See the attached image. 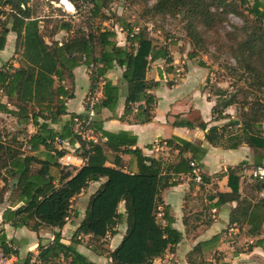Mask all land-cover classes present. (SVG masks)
I'll list each match as a JSON object with an SVG mask.
<instances>
[{
    "label": "trees",
    "instance_id": "1",
    "mask_svg": "<svg viewBox=\"0 0 264 264\" xmlns=\"http://www.w3.org/2000/svg\"><path fill=\"white\" fill-rule=\"evenodd\" d=\"M28 2H0V50H3L7 31H11L15 36L13 53L18 51L19 54L16 67L8 61L0 65V112L12 116L16 124L23 128L20 130L22 143L18 145L12 144L6 133L0 134V201L9 191L8 198L15 204L2 210L1 223L13 228L26 227L34 232L41 228L58 230L52 232L51 241L37 243V256L45 263H54L61 257L69 264H102L86 259L76 250L80 239L86 236V248L94 255L104 256L107 264H151L165 250H173L180 238V232L171 226L167 205L160 197V191L174 185L175 181L164 172L161 159L144 156L136 146L130 148L135 145V137L125 131H105L92 121L91 128L104 140L89 142L86 148V143L73 132V118L81 120L86 115L70 113L63 117L67 113L66 99L73 96L71 86L66 87L64 80L71 85L72 69L84 65L88 70L89 91L97 89L100 92L93 111L100 108L113 111L119 86L107 79L105 73L114 67L121 68L120 79L125 84L121 117L130 115L133 105L137 103L132 119L147 122L152 117L151 111L155 105V96L151 91L159 85L161 76L158 74L155 80L147 78L146 71L148 64L157 59L170 63L167 48L154 45L143 32H133L130 26L123 23L121 30H125L124 39L128 46L115 43L112 39L114 31L94 28L92 19L100 15L104 0H90L91 7L83 27L71 30L68 22L62 19L56 21L53 31L63 30L68 34L60 42L54 39L46 42L39 28L42 19L35 15ZM5 6L8 7L6 12ZM150 9L158 14L181 13L204 25L211 24L218 15L209 10L205 0H155ZM229 9L242 20L243 37L230 48L234 65H225V69L230 76L244 78L247 85L236 87L232 93L219 89L223 99L220 100V108L216 102L212 104L211 120L225 122L207 127L204 122L198 121L195 126L203 131V139L212 146L234 149L243 144L254 150H264L261 130L264 122V3L253 0L248 5L247 0H240L238 5L230 2ZM1 16L7 18L10 27L3 24ZM188 27L186 36L192 50L187 56L193 58L198 49L205 51L206 45L191 23ZM198 66L205 67L201 60H198ZM166 85L170 86L171 83ZM230 105L235 106V117L224 113V109ZM27 124L35 128L33 133H26L24 128ZM55 125L57 128H54ZM185 126L194 125L186 122ZM54 137L65 141L68 150L86 156L84 164L79 168L60 166L57 157L64 150L53 147ZM164 142L171 149H176L177 155L190 153L189 158L180 156L176 163L166 166L165 170L170 168L173 173L191 174L189 161L200 160L204 149L175 136ZM24 144L29 153L24 154ZM40 147L46 151L42 158L35 153ZM104 150L116 154L113 166L104 164ZM120 153L130 154L134 158L135 172L122 170ZM260 157L263 156H257L250 165L241 162L226 168V183L230 191L217 193V203L239 197L241 167L248 169L262 164ZM34 164L36 167H32ZM52 169L56 170L55 175L51 174ZM100 178L104 180L88 196L69 242H62L59 230L66 223L72 200L89 182ZM247 178V191L254 200L241 201L238 213L229 217V223H243L247 226V234L258 236L262 234L264 198L257 196V193L264 190V181ZM205 181L207 178L201 175V183ZM119 205L122 211H119ZM120 223L125 225L120 240L112 249L105 247V238L115 234L116 226ZM217 241L218 236L214 235L197 242L186 253V262L205 264L202 254L213 249ZM0 246L4 252L17 254L6 246L1 236ZM220 264L226 263L223 261Z\"/></svg>",
    "mask_w": 264,
    "mask_h": 264
},
{
    "label": "crops",
    "instance_id": "2",
    "mask_svg": "<svg viewBox=\"0 0 264 264\" xmlns=\"http://www.w3.org/2000/svg\"><path fill=\"white\" fill-rule=\"evenodd\" d=\"M4 50V47L3 50H0V55H2L0 56V65L6 61L3 58ZM153 63L157 66L154 69V74L149 75L147 71L146 77L155 80L158 79V74H160L161 79L159 85L151 91L155 96V105L151 111L152 117L149 121L136 122L132 119L137 103L133 105V111L130 115L121 117L123 114L125 84L120 79L122 69L119 67H114L105 73L107 79L119 86V96L114 110L109 111L106 108H100L98 111H94L92 117V121L98 123L102 130L109 132L125 131L133 135L135 137V145L130 146V148L136 146L144 156L161 159L164 172L171 176V180L175 181L174 185L167 186L160 191V197L163 204L167 205L168 213L172 219L171 226L180 232V238L174 245L173 250H165L163 255L154 258L151 264H188L185 260V255L192 246L214 235L218 236L216 246L202 254L205 264H220L223 261L226 264H264V221L261 225L262 234L258 236L247 234V226L243 223L236 225L229 223V217L232 214L238 213L241 201L246 199L253 202L254 200L247 191L249 179L245 177L247 176L245 167H241L242 169L239 173V197L234 200L224 199L223 202H216L217 193L224 194L230 191L226 183V168L241 162L250 165L255 161L256 157L254 154L259 149L254 150L243 144L234 149H224L208 144L203 139V131L195 126L198 121L204 122L207 127L218 124V121L211 120L210 108L213 104L212 100L207 98L208 94L201 92L199 89V85L204 80L205 73L203 68L191 66V69L184 73V76L178 82L167 86L163 83L167 72L162 70L161 67L162 63L165 65L167 63L162 59H157L149 64ZM71 74V85L66 80L65 86H71L73 96L66 99L65 106L67 113L63 117H67L70 113L86 115L84 99L90 92L88 70L84 65H79L72 69ZM77 74L80 77L84 76L87 83L81 93L78 94L75 102L77 94L75 79ZM173 81H176V79ZM101 83H98V89ZM99 97L100 92L97 90V99ZM2 115H7L15 121L12 116L0 112V116ZM186 122H190L194 126L187 127L185 126ZM25 128L27 134H31L35 130L31 124L25 125ZM54 128H57V126L55 125ZM90 129L97 141L99 139L101 141L104 140L103 138H99V133H96L91 126ZM172 136L194 143L204 149L200 160L194 162L200 174L204 175L207 181L195 184L192 182L190 173H173L170 168L165 170L166 166L176 163L180 156L185 158L190 157L189 152L177 155L176 149H171L165 144L164 141ZM22 149L24 150V154L29 153L26 144L23 145ZM45 152L40 147L35 153L42 158ZM103 154L106 159L104 164L113 166V159L116 154L109 150H104ZM118 155L121 160L122 170L135 172L136 164L134 158L130 154L120 153ZM260 161L264 164V156L260 157ZM51 174L55 175L56 170L52 169ZM103 180L104 178H100L98 181L89 182L87 187L78 196L84 194L87 201L88 196L94 192ZM1 185L2 182L0 180ZM257 196L264 198V190L258 192ZM7 198L5 194L0 201V215L4 208L15 205ZM119 211H122V209ZM78 221L69 225L70 230L76 227ZM67 226V223H65L59 230L61 241L64 243L67 241L62 236H64L65 232H71L67 231ZM119 227H116L115 234L107 236L109 243L112 239H115L114 244L109 247L110 249L118 243L124 232V223H120ZM44 229L46 230L42 228L38 232H34L26 227H17L10 231H5L9 236L13 230H18L21 238L29 239L27 241L29 243L22 250L16 242L12 241L10 236H4V242L10 244L14 251L17 252L16 264H21L24 261L28 248L34 250L38 242L44 243L52 232L58 231L55 228ZM256 240L260 244L256 243ZM76 250L84 256L91 254L86 248L83 251L82 248L78 249L77 246ZM92 255L96 258L95 262H100L99 260L102 256H97L93 253Z\"/></svg>",
    "mask_w": 264,
    "mask_h": 264
},
{
    "label": "rangeland",
    "instance_id": "3",
    "mask_svg": "<svg viewBox=\"0 0 264 264\" xmlns=\"http://www.w3.org/2000/svg\"><path fill=\"white\" fill-rule=\"evenodd\" d=\"M1 1L2 0H0V2ZM69 1L73 3L75 7L73 14L57 6V1L29 0L28 5L31 6L35 15L39 19H42L39 28L46 42H50L52 39L60 42L66 38L68 33L65 31H53L56 21L60 19L68 22L71 30L78 26H84L85 17L88 16V10L91 7L90 0H84V2L81 0ZM104 1L105 5L100 8V15L92 19L93 27L106 28L114 31L115 35L112 39L115 43L128 46L124 39L125 30H121V25L123 23L124 25L130 26L133 32H143L146 37L152 40L154 45L166 47L169 53L170 63L167 65L161 64L162 70L167 72L163 83L174 84L178 82V80L184 76V73L191 69V66H198V60H201L205 65V67H201L205 74L204 80L199 85V89L201 92L208 94L207 98L212 100V103L216 102L218 108H220V100L223 99L219 89L225 90L226 93H232L236 87H245V85H247V81L244 80V78L230 76L225 69V65H234V61L230 55V48L243 37V32L241 31L243 22L239 16L229 9L230 2H234L238 5L240 0H205V5L209 6V10L218 14L211 24L205 25L196 21L193 17H187L177 12L165 14L155 13L150 9L155 0ZM252 1L253 0H247V4L249 5ZM260 1L264 3V0ZM4 9L6 12L8 7L5 6ZM1 20L6 27H10L7 18L1 16ZM189 23L193 25L195 31H197L206 45V50L203 51L198 49L197 54L193 58H188L187 56L192 50V46L189 44L186 36ZM14 37L13 32L7 31L5 35V52L3 58L16 67L18 65L19 54L18 51L15 54L13 53ZM156 67L154 63L148 64V74L153 75ZM151 70H153V72L150 73ZM206 77L208 78L206 79ZM174 79H176V81H173ZM65 81L66 79L64 80V85L66 84ZM75 82L77 94L74 101L76 102L78 94L85 88L87 82L86 78H84V76L80 77L79 74H77ZM224 111V113H228L230 117L236 116L234 105L226 107ZM225 121L226 120H218L217 125ZM21 129H23L22 126L17 125L9 116H0V134L6 133L12 144L18 145L22 143ZM261 130L264 135V122H262ZM254 155L255 157L259 155L264 156V150H258ZM32 167H36V165L34 164ZM192 182L195 183L194 181ZM5 194L8 197L9 191ZM85 205L86 196L84 194L76 196L70 204L66 223L68 225L67 231L71 232H65L64 236H62L67 242H69L72 233L69 225H72L81 218ZM118 209H121V205L118 206ZM116 227L120 228L119 224H117ZM12 229L13 227L8 224L0 223V236H6L7 233H5V231H10ZM43 230L46 229L43 228ZM9 236L22 250L27 246V243H29L27 242L29 239L20 237L18 230H13L12 234ZM9 236L7 235V237ZM32 237L34 236L32 235ZM114 240L115 239H112L109 243L106 237L104 246L107 248L111 247L114 244ZM86 243H88V240L87 237L84 236L80 239L76 247L78 246V249L82 248L84 251ZM85 257L90 261L96 259L92 255V252ZM99 261L102 264L108 263V260L104 256H102ZM59 263L64 264L67 263V261H59Z\"/></svg>",
    "mask_w": 264,
    "mask_h": 264
},
{
    "label": "built area",
    "instance_id": "4",
    "mask_svg": "<svg viewBox=\"0 0 264 264\" xmlns=\"http://www.w3.org/2000/svg\"><path fill=\"white\" fill-rule=\"evenodd\" d=\"M66 3L62 4L61 0H57V6L61 7L63 10L68 11L70 14L74 13V6L68 0H65ZM97 101V89L89 92L84 99V105L86 106V118L85 119H77L73 118L74 128L73 132L80 137L82 141L86 143L85 147L87 148V143H96L97 140L93 136L90 123L92 121V117L94 115L93 105ZM52 145L56 150H64L60 156L57 157V163L62 167L68 168H79L86 161V156H82L74 151L68 150L66 148V142L62 141L58 137H54L52 141ZM28 148V147H27ZM189 166L191 167V179L195 183H201V174L193 161H189ZM246 175L248 177L258 178L264 181V165L258 164L245 169ZM231 233V231H230ZM53 239V234L51 233L48 236V241ZM6 246L9 247L12 251L14 249L10 244L6 243ZM37 245L35 249H27V253L24 256V261L21 264H61L59 261H63L62 258H58L54 261V263H45L41 261L38 256ZM17 263V254L14 252H4L2 247L0 246V264H16ZM64 264H69L64 263Z\"/></svg>",
    "mask_w": 264,
    "mask_h": 264
},
{
    "label": "water",
    "instance_id": "5",
    "mask_svg": "<svg viewBox=\"0 0 264 264\" xmlns=\"http://www.w3.org/2000/svg\"><path fill=\"white\" fill-rule=\"evenodd\" d=\"M61 3H62V4H65V3H66V1H65V0H61Z\"/></svg>",
    "mask_w": 264,
    "mask_h": 264
}]
</instances>
